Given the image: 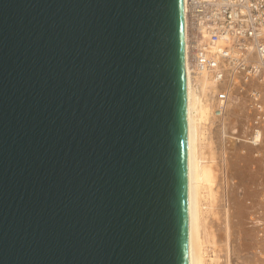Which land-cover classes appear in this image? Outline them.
I'll return each mask as SVG.
<instances>
[{"label":"water","instance_id":"95a60500","mask_svg":"<svg viewBox=\"0 0 264 264\" xmlns=\"http://www.w3.org/2000/svg\"><path fill=\"white\" fill-rule=\"evenodd\" d=\"M185 0H0V264H190Z\"/></svg>","mask_w":264,"mask_h":264},{"label":"bare ground","instance_id":"6f19581e","mask_svg":"<svg viewBox=\"0 0 264 264\" xmlns=\"http://www.w3.org/2000/svg\"><path fill=\"white\" fill-rule=\"evenodd\" d=\"M250 1L216 0L232 8H249ZM185 9L190 264H264V56L242 32L246 41L234 46V58H218L214 77L194 67L188 0ZM200 30L208 41L206 28ZM233 36L218 39L211 53ZM225 137L235 138L234 150Z\"/></svg>","mask_w":264,"mask_h":264},{"label":"built area","instance_id":"2783aa9c","mask_svg":"<svg viewBox=\"0 0 264 264\" xmlns=\"http://www.w3.org/2000/svg\"><path fill=\"white\" fill-rule=\"evenodd\" d=\"M250 7H235L219 5L216 0H188V15L192 28L191 53L194 62L201 68L210 67L215 69L219 65V59L227 60L234 58V46L241 48L246 41L242 38V32L252 35L251 41L255 49L264 56V36H260L264 28V5L257 9L255 0L250 1ZM261 18H257V16ZM262 21V29L258 32V22ZM201 28H206L209 36L205 40ZM233 41L227 42L220 52L211 53V49L217 40L229 35Z\"/></svg>","mask_w":264,"mask_h":264},{"label":"rangeland","instance_id":"374dc122","mask_svg":"<svg viewBox=\"0 0 264 264\" xmlns=\"http://www.w3.org/2000/svg\"><path fill=\"white\" fill-rule=\"evenodd\" d=\"M192 58V57H191ZM192 63H193V65H194V67H198V69H200V70H202V71H205L206 73H208V74H210L211 76H215V74H213V72H212V68H210V67H204V68H201L199 65H198V63H196V62H194V60L192 59ZM212 121V120H211ZM212 123L210 122L209 124H208V127H211L212 125H211ZM213 130H212V128H211V132H212ZM228 137V136H227ZM230 137V136H229ZM235 139V138H234ZM233 138H228V139H226V137H225V141H226V145H227V147H228V150L230 149V150H234L235 149V144H236V141L234 140ZM228 140V141H227ZM235 142H234V141ZM243 146V145H242ZM234 148V149H233ZM245 148H248V147H245ZM243 149V148H242ZM242 149L240 150V152L241 153H245V151H244V149H243V151H242ZM245 150H247V149H245ZM239 179H240V177L238 178V180L236 179V181H239ZM247 180H245L244 181V183L246 182ZM245 186V185H244ZM244 186H242V188H241V190H240V193L241 194H245V192H246V190L244 189Z\"/></svg>","mask_w":264,"mask_h":264}]
</instances>
